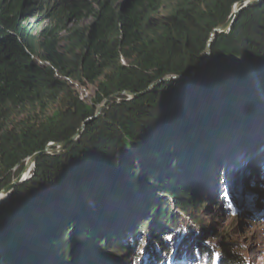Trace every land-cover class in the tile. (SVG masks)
Listing matches in <instances>:
<instances>
[{"label":"trees","instance_id":"16d2710c","mask_svg":"<svg viewBox=\"0 0 264 264\" xmlns=\"http://www.w3.org/2000/svg\"><path fill=\"white\" fill-rule=\"evenodd\" d=\"M127 1L0 0V190L16 166L67 141L119 94L62 154L38 160L0 208V264H134L144 259V222L156 226L150 250L163 249L161 261L171 247L157 231L209 203H192L207 165L221 171L229 152L262 140L264 1L237 14L200 76L134 99L123 93L191 69L242 0H172L167 12L163 0ZM88 86L96 90L85 100L78 89ZM243 162L221 175L241 173ZM217 246L218 264H244L231 244ZM183 249L193 258L196 249Z\"/></svg>","mask_w":264,"mask_h":264},{"label":"rangeland","instance_id":"374dc122","mask_svg":"<svg viewBox=\"0 0 264 264\" xmlns=\"http://www.w3.org/2000/svg\"><path fill=\"white\" fill-rule=\"evenodd\" d=\"M163 1L166 4L167 12L168 9H171L174 1ZM120 2L128 3L127 0H120ZM91 23V20H86L80 25L88 26ZM76 26L74 25V27ZM78 90L81 97L87 100L91 99L96 88L88 86V88H79ZM258 95L262 98L264 96L261 92ZM260 135H263L262 140L261 136L257 138L258 135H256L248 143L251 147L249 151L238 148L235 152H229V158L221 167V171H223L236 157L238 159L242 157L244 162L241 173L231 170L222 176L216 164L207 165L205 173L203 172L205 177L199 184L193 186L194 199L192 202L199 204L205 200L209 202L205 208L199 204L197 209H189L187 214L183 215L179 212L183 217L182 224L184 225L181 224L180 228L170 227L167 231L161 227L162 230L157 231L163 233V237L167 233L168 238H165V243L171 247L169 250L171 255H163L161 261L157 260V255L163 254L164 251L159 249L155 252L154 248H158L156 243L152 253L150 250L152 247L150 241H153V236H159L156 235V232L151 231L156 226L153 225L154 222H151L147 229L144 225L145 222L140 223L139 227L142 233L138 236L143 242L139 248L144 255L141 254L139 259H144L136 262L137 264H200V262L201 264H218L217 241L219 239L237 249L244 264H264V133ZM222 149V147L219 148V150ZM229 182H231V188L228 193L226 192L228 189L226 183ZM146 198L147 196H145ZM186 225L190 227V231ZM172 236L174 238L171 239ZM180 246L184 247L185 253L196 249L193 258L181 256ZM209 253L215 254L211 262L208 259Z\"/></svg>","mask_w":264,"mask_h":264},{"label":"water","instance_id":"95a60500","mask_svg":"<svg viewBox=\"0 0 264 264\" xmlns=\"http://www.w3.org/2000/svg\"><path fill=\"white\" fill-rule=\"evenodd\" d=\"M264 0H242L240 2H237L233 5L232 13L227 19V21L223 24L215 26L209 33L204 45L202 48L197 52L198 57L196 61L194 62V66L182 73L179 74H173L170 76H167L165 78H162L155 83H153L145 92L138 93V94H131L128 92H125L123 94L127 95L130 99L138 98L142 95H144L146 92L152 90L156 86L160 84H164L167 82L172 81H191L198 76L202 74V72L206 69V67L209 65L211 61H213L214 57V44L216 40L225 35L228 34L231 30L233 23L235 21V18L237 14H239L241 11L247 9L250 6H253L257 3L263 2ZM119 94H116L114 96H111L110 98H107L103 101L102 104L97 106V110L95 115L92 118H88L85 120L81 127L75 132V134L69 138L67 141L64 142H51L49 143L43 150L34 153L32 156L28 157L23 165H18L13 169V173L17 175L12 179L10 184H8L6 187L2 188L0 190V208L3 207L5 204L9 202L11 199L15 189L28 182L34 177L35 170L37 167V162L41 158L47 156V155H60L62 154L68 146H70L72 143L76 142L83 134L85 128L94 120L99 118L103 111L108 108L109 103L112 99L116 98Z\"/></svg>","mask_w":264,"mask_h":264}]
</instances>
